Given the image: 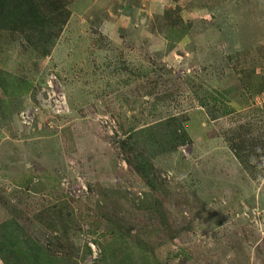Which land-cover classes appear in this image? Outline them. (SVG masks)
I'll list each match as a JSON object with an SVG mask.
<instances>
[{
  "label": "rangeland",
  "instance_id": "374dc122",
  "mask_svg": "<svg viewBox=\"0 0 264 264\" xmlns=\"http://www.w3.org/2000/svg\"><path fill=\"white\" fill-rule=\"evenodd\" d=\"M65 2L0 28V225L67 264H264V0Z\"/></svg>",
  "mask_w": 264,
  "mask_h": 264
},
{
  "label": "trees",
  "instance_id": "16d2710c",
  "mask_svg": "<svg viewBox=\"0 0 264 264\" xmlns=\"http://www.w3.org/2000/svg\"><path fill=\"white\" fill-rule=\"evenodd\" d=\"M70 18L65 0H0V28L43 30L64 28ZM60 19V22H59ZM14 220L0 225V259L4 264H67L70 260L51 255L32 239L22 238Z\"/></svg>",
  "mask_w": 264,
  "mask_h": 264
},
{
  "label": "built area",
  "instance_id": "2783aa9c",
  "mask_svg": "<svg viewBox=\"0 0 264 264\" xmlns=\"http://www.w3.org/2000/svg\"><path fill=\"white\" fill-rule=\"evenodd\" d=\"M264 97V96H263ZM261 105H264V98L262 99V104Z\"/></svg>",
  "mask_w": 264,
  "mask_h": 264
}]
</instances>
